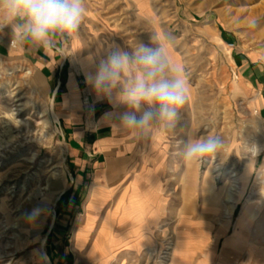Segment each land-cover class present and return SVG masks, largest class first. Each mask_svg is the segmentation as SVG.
<instances>
[{
	"label": "rangeland",
	"instance_id": "obj_1",
	"mask_svg": "<svg viewBox=\"0 0 264 264\" xmlns=\"http://www.w3.org/2000/svg\"><path fill=\"white\" fill-rule=\"evenodd\" d=\"M84 3L78 32L58 37L49 49L14 46L11 27L0 30V264H47L46 256L51 264L259 263L264 257V178L259 175L264 0ZM152 37L184 67L188 100L175 127L157 131V144L143 153L128 179L99 183L111 188L103 202L105 192L93 193L99 184L92 164L74 163L64 125L70 114L73 127L95 125L111 104L96 97L76 61L92 58L98 65L114 47L131 51ZM32 69L40 85L32 82ZM75 116L82 122L76 124ZM206 135L220 137L221 147L201 166H186L184 143ZM81 140V157H90L92 138ZM252 145L261 149L255 159L248 150ZM216 165L220 171L212 172ZM140 175L147 177L139 192L153 196L152 208L128 220L145 204L137 189L128 210L119 201L130 196ZM54 178L62 179V187L52 189ZM232 186L235 205L224 202ZM37 208L40 214L29 219ZM245 213L248 221L239 226ZM142 235L151 237V246L133 248V236ZM232 238L239 240L234 263L224 252Z\"/></svg>",
	"mask_w": 264,
	"mask_h": 264
},
{
	"label": "clouds",
	"instance_id": "obj_2",
	"mask_svg": "<svg viewBox=\"0 0 264 264\" xmlns=\"http://www.w3.org/2000/svg\"><path fill=\"white\" fill-rule=\"evenodd\" d=\"M85 13L84 0H0V30L11 27L14 46L49 49L58 37L75 35ZM86 79L98 98L123 109L114 117L118 124L143 138L174 128L188 100L184 67L173 60L165 43L153 37L150 44H138L131 51L114 47ZM221 144L214 135L190 137L182 149L184 164L201 166ZM248 150L253 157L261 151L257 145ZM40 212L33 209L29 219Z\"/></svg>",
	"mask_w": 264,
	"mask_h": 264
},
{
	"label": "crops",
	"instance_id": "obj_3",
	"mask_svg": "<svg viewBox=\"0 0 264 264\" xmlns=\"http://www.w3.org/2000/svg\"><path fill=\"white\" fill-rule=\"evenodd\" d=\"M76 49L77 48L74 45V50ZM34 51L32 50L30 54L32 55V57H36V56L38 57V52L36 51L34 52ZM76 63L80 64L79 66L81 68V71L86 76L87 74L94 72L97 66L95 63H93L92 58L89 59L85 58V60L78 58V61H76ZM40 64H43L42 61H40ZM31 76H32V82L36 83L37 85H40L37 78V72L35 69H32ZM96 97H98L97 94ZM116 109L117 108L111 104L108 110L103 111L96 117L97 120H95L96 121L95 125H86V127H82V128L73 127L72 114H70L68 118V123L66 121L64 125L65 129L71 136L70 141L72 143L71 144L72 146L70 152H71V156L74 158V163L85 164V165L91 163L92 169L94 170V175L96 177L95 178L96 183L98 184L100 183L101 185H103L101 183L103 181H105L106 184L108 185H115L114 183H117L116 181H121L123 178L128 179L130 175L133 174L134 171H136L135 170L136 162H139L140 158L143 156V153H145V151H147L148 148L150 147L152 148L155 144H157L155 140L157 139L156 138L157 131L154 132L151 137L143 138L132 130L126 129L124 127H120L118 121L115 120L114 118L118 112ZM74 120L76 121L75 122L76 124L82 122V118L80 116H75ZM81 138H83V140H85V138H92V142L87 149L90 157H85L86 155L84 157H81L82 156L81 151L83 148V143ZM253 170L254 168L250 169V172L252 173ZM212 172L215 171L212 169ZM259 175L262 179L264 178V167L262 168ZM146 177L147 175H140L138 177L139 184L136 182V184L133 185L132 188H130V192H129L130 196L128 198L123 197L122 200L119 201L121 204L120 208H124V210L126 208V210H128L127 207L125 206H127V204L129 203L130 197L134 195L135 193L134 190L137 189L136 192L141 196V198L139 197V201H142L143 205L145 204L143 206L144 209L143 207H141L144 211L142 210L136 215L131 217L126 216L128 220L134 219L135 216L142 217V215L147 211V209L152 208L150 203L153 200V196L150 194H144L142 192H139V188L141 187L142 184L145 183L144 180H142L141 182V179L142 178L144 179ZM206 180L207 177L204 178V182H203L204 185H206L205 184ZM100 184L93 188V193L105 192L104 194H106V198L103 201L105 202L110 198V196H108V193L109 194L111 193L110 192L111 188L110 186H108V188L103 187L105 185L101 186ZM228 192H230V189L228 190ZM228 192H226V195L230 194L231 196L229 197L225 196L224 202L227 204L235 205L236 202L232 201L234 199L232 197L234 196L232 194L233 192L230 193ZM234 208L235 207H231V211L229 212L230 215L232 214ZM246 221H248L247 213L242 215V218L239 220V226H243V224ZM146 235H144V237L142 235V237H137L136 239L133 236L134 239L133 248L140 250L144 246L150 247L152 244V239L151 237H148ZM115 241L116 239L112 238V243H113L111 246L112 249L116 247V246L114 247L116 243ZM238 241L239 240L237 238H232L230 242L225 246L226 248L224 249L225 256H230L231 263L238 261V257H239L238 255L239 252L237 249L239 244ZM259 260L260 261L259 263L257 262V264H264V257Z\"/></svg>",
	"mask_w": 264,
	"mask_h": 264
},
{
	"label": "bare ground",
	"instance_id": "obj_4",
	"mask_svg": "<svg viewBox=\"0 0 264 264\" xmlns=\"http://www.w3.org/2000/svg\"><path fill=\"white\" fill-rule=\"evenodd\" d=\"M58 116L55 114V113H53L52 112V114H51V122L53 123V124H57V122H58V118H57ZM37 123V122H36ZM34 124V123H33ZM42 124V123H41ZM33 127V126H32ZM34 128V127H33ZM40 128V127H39ZM41 129V128H40ZM40 129H38V130H40ZM44 129V128H43ZM45 129H47V128H45ZM49 129V128H48ZM35 130V129H34ZM36 131V130H35ZM41 132V131H40ZM42 134V133H41ZM44 134H46V132L44 133ZM48 134V133H47ZM252 158H254L253 156H252ZM251 161H252V159H251ZM237 166V165H236ZM234 168V167H233ZM213 170L215 171V172H219L220 171V168L216 165V166H214L213 167ZM237 171L238 170V167H235L234 169H233V171ZM237 175L235 174V175H233L232 177H236ZM235 184V183H234ZM51 187H52V189H58V188H60V187H62V179H57V178H54L53 180H52V184H51ZM233 188H235V186L233 187L232 186V188L230 189V192H235V190L233 189ZM50 191V190H49ZM91 208V210H92V207H90ZM106 233V232H105ZM46 258H47V264H51V262H50V260H49V258L46 256ZM46 260V259H45Z\"/></svg>",
	"mask_w": 264,
	"mask_h": 264
}]
</instances>
